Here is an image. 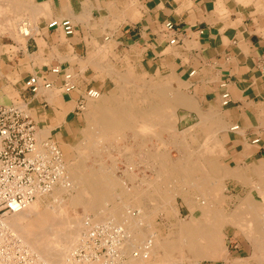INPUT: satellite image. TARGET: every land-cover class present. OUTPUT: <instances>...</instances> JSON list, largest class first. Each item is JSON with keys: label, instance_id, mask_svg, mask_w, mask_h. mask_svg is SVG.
Masks as SVG:
<instances>
[{"label": "crops", "instance_id": "obj_1", "mask_svg": "<svg viewBox=\"0 0 264 264\" xmlns=\"http://www.w3.org/2000/svg\"><path fill=\"white\" fill-rule=\"evenodd\" d=\"M64 18L74 23L73 35L48 27ZM166 21L176 25L175 32L165 33ZM174 34L179 42L172 45ZM106 41L136 70L155 66L187 80L184 95L192 106L178 121L194 126L202 144L194 150L203 154L196 160L212 168L214 153L221 171L192 182L202 186H190L188 194L212 199L213 184L215 192L224 184L215 206L197 208L190 196L182 205L203 216L206 231L217 221L225 235L224 256L200 264H264V0H0V103L13 101L8 90L28 95L37 134L45 132L59 145L71 142L87 126L79 100L91 87L105 89L86 77L92 68H84V59L98 57ZM55 66L75 72L73 91L58 93L60 76L50 74L56 90L24 92L32 74ZM223 81L230 92L227 105L221 100Z\"/></svg>", "mask_w": 264, "mask_h": 264}, {"label": "rangeland", "instance_id": "obj_2", "mask_svg": "<svg viewBox=\"0 0 264 264\" xmlns=\"http://www.w3.org/2000/svg\"><path fill=\"white\" fill-rule=\"evenodd\" d=\"M24 28L27 29V27L23 26V29ZM108 42L109 41H106L102 46H99V48H97L100 53L98 57L96 55H92L93 57H88L87 59H84V68H86L87 66L92 68V70H89L86 73V77L93 78L94 82L95 81H97L98 83L103 82L105 84L104 85L105 89L103 88L100 92H101V96L105 98L108 103L110 102L112 103L117 97L121 101L131 100L136 110L138 109L143 110L147 108L151 102L156 101L159 103V108L161 110L163 109L165 118H163L162 122L159 121V125L153 126L154 129L152 130L154 131V133L157 131L156 134L151 135L150 133H153V131L150 129H149L150 131L148 130L149 131V134L147 135L148 139L147 138L146 139L149 142L146 140V143L144 145L138 143V142H141L139 139L136 141L134 140L135 143L138 141L137 143L139 145L137 143L136 144L133 143L134 142L132 140L133 138H131L132 136L129 135L130 132L127 133L126 130H124V132L120 131L126 134V136L122 135L123 133L121 134L120 132H119L120 135L117 133L115 135L113 134L114 136L107 135V134L104 136L99 131V129H95L94 127L93 129L90 126V123L88 122V119H87V115H86L87 126H85V128L81 131V134L79 135V137H77L76 139H73L71 142H68L62 145H59L56 142L61 147L64 153V156H65L64 158H65V163H66V176L70 175V168L73 165H78L81 162L82 163L85 162L83 165L85 167L84 168L85 171L90 172L92 168V170H97L98 173L103 172L100 174H104L105 176H108V178L114 177L112 179V181L115 182L114 184H116V182L117 184L120 183L119 186H117L116 184L115 188L111 186L110 190L111 192L113 191L114 193L112 196V202L106 203L104 201L105 202L103 203L104 206L102 205L100 207V210L97 209L95 211L89 210V208H87L84 204H81V202L74 204V195L76 194V191L73 189H69V191L62 193L63 196L60 195L61 197L60 196L54 197L51 193L52 191L49 193L40 194L39 198H41V202H42L39 206V211H38L39 212L38 218L40 219V222H41V225H40L41 228L39 227L40 229L47 226L48 223H50L48 221H52V219H59V218L61 219V221L60 220L59 221L56 220V221L60 223L59 225L61 224L64 225V227L62 225L60 227L59 225L57 226L58 223L56 224V222H55V226L60 228L62 231L66 229L65 232L70 231V229L73 230L72 228L77 229L74 227L77 224H78L77 226L80 228L81 222H83V225L85 226V227H81L83 229L80 230V233H79V230L77 231L78 232L77 234L80 240L78 239V237L75 239L76 246L74 245L75 247L73 246L74 248H71L70 249L71 251H67L66 252L67 254L68 253L70 254V252H72L77 247H79L81 243L80 241L83 239V237L86 234H88L90 231L96 229L97 227H99V229L101 230L103 229L107 230V227H108V228H111L112 230L114 229V231H119V233H121V236H120L121 243L123 242L125 243L128 240V238L131 237L132 232H129L131 230V226H127L126 222H125L126 224L124 223L125 219L122 218L123 216H119L118 214H115L116 212L114 208H117L115 205L119 204L120 211L124 213L125 215L128 212H132L135 215L137 214L136 216L140 215L141 213H140V210L138 209V206L132 207L131 204L126 205L127 203L126 199H124V197H122V195L120 194L122 189L123 190L128 189V191H130L132 187H135L136 190H138L139 192L147 191L148 195L151 194V196L146 197L143 200L142 204L140 205V207H142L144 212L149 214L148 222H145L144 224H142L141 227L146 237L151 235L155 237L156 239H158L159 243H162V244L181 243L180 239H178L180 237L179 233L181 232L180 227L181 226L183 227V228L181 227V230L183 231L187 223L191 221L192 219H195V218L203 219V216H201L200 214H193L187 208H183L182 205L185 203V199L183 198V196L188 197V198L189 196L191 198H195L197 201L196 207L202 209L204 200L206 201L205 203L208 206L210 204H212V206H215V201L213 200V198H215V196L219 198V193L221 192V188L218 189L219 191L217 190L216 193L214 192V189H213V192H212V196L214 194L213 198L211 196L212 199L203 200L204 196L202 194H193V192L188 194L186 191L188 190L193 191L190 188V184H188L189 182L187 183V181L182 176H179L178 173L170 169L168 166H165V168L163 167L162 169V171H164L165 173L161 172V170L159 171L160 173H158L157 171L158 169L157 165L159 163L158 161L155 160V155H156L155 149L156 151H160L161 153L165 155L168 154L172 156V158L174 159L181 158L182 156H185L186 158V155H189L190 157L188 156L187 157L191 159L192 163L194 162V160H196L197 155L199 154L200 156L202 155L200 151L198 153V151L194 150V148L200 147L202 145V144H199L196 140V137H194V133H195L194 126L188 127L183 122L179 123L178 121L181 114L185 111V108L192 106V103L189 100V98L186 95H184L185 93H187L186 92L187 89H185L187 85V80L183 79L186 81L185 82V81H182V79L176 75L172 76L167 72H161L159 71V68L155 69V66L152 68L148 67V69L144 72L136 70L135 63L134 62L131 63L130 60L124 57L123 55L115 54L113 52V48H114L113 45L109 44ZM74 76H76V74ZM53 90H56V88H53ZM58 90L60 91V93L62 92L61 89H57V91ZM8 94L13 100L18 99L17 101H19V103H22L20 102L21 98L18 96L17 92L8 90ZM164 99L167 100L166 101L167 103L164 101ZM148 101L150 103H148ZM185 105H188V106H185ZM24 108L27 113H30L29 107L26 103L24 104ZM86 108H87V104L85 105V108H84L85 114H87V111H88V109ZM165 124H166V127H165ZM163 128L165 129L167 128V129L164 130ZM99 132L101 134H99ZM44 133L45 132L41 134L40 132H38L37 135L40 140L46 138V136H43ZM158 133H159V137L157 138ZM171 134H173L174 137L177 134L176 139ZM172 140L174 141L172 142ZM178 140L180 141L179 144H178L179 142ZM175 141L177 142L175 143ZM182 142L184 144H182ZM174 144L177 145V147ZM154 146H156L157 148L159 146V150H157V148ZM181 146H182V150H179ZM82 148L83 149L85 148V150H83ZM146 148H148L149 150ZM82 151L84 152L80 153ZM92 152H94V154ZM150 152H152L153 154ZM84 153H86L88 156ZM84 155L87 156L86 159L83 158ZM149 155L150 156L152 155V159ZM212 155L214 159H216L214 156V153H212ZM99 156H101V158ZM108 156L110 157L112 156V157L110 158ZM81 157L83 158V161H81L82 160ZM214 159H212L213 171H219L218 169H216L218 167L215 166ZM128 166L130 168L132 166L134 167L133 171L136 174V179H134V181L130 179L127 180L126 176L128 175L129 171H131ZM199 168L201 172L203 171L205 172L207 169V168L205 169L204 166L201 164L199 165ZM104 171H106L108 174L105 173ZM109 175L110 176L113 175V176L109 177ZM159 176L161 177V179ZM144 178H146L147 181L149 179L150 181L148 182L149 183L151 182V184L149 185V183L143 182ZM156 179L158 181H155ZM119 180L121 181L119 182ZM146 184H148V186ZM214 185L215 184H213V188L215 187ZM223 186L224 184L222 183L221 187ZM182 192L186 193V195L182 196ZM162 196L164 198L163 200H160V198L162 199ZM36 200L37 199H35L34 201ZM186 201L188 202L187 198H186ZM114 202L116 204H114ZM58 205H60V207L62 208H59ZM130 205L131 207H129ZM110 206L114 211H112L111 208L109 209L107 208ZM106 208L107 210H110L112 213L114 212L113 216H111L112 213L110 211H104L106 210ZM194 208H195L194 206L193 208H191L192 211H194ZM180 210H182V213H183L182 215L179 213ZM103 211L107 212L105 214H107L108 216L104 215ZM171 214H173L172 217L170 216ZM35 219H34L35 222L39 221L38 219L37 220ZM105 221L107 223H105ZM85 222L87 225H85ZM119 223L121 224L122 227L119 226ZM213 227H216V229L219 231L218 232L219 242L217 243L218 249L225 250L224 233L220 232L221 230H220L219 225H213ZM12 229L14 230L13 227ZM14 231L16 232L17 230L15 229ZM74 232L76 233V231ZM16 233H18L19 235V232H16ZM221 235H222V238H221ZM220 239L222 241H220ZM125 248H127V252H130L131 254L134 251H136V250H133L127 247V243H126L125 247L123 248V251L121 250L119 251V255L121 257L120 264H123L124 262H127L129 260L128 253L124 252L126 250ZM158 252L157 254L151 255L148 259H145L146 261L144 264H146L147 261L149 264H200L202 263L203 260L220 259L221 257L224 256L223 255L224 251H219V253L221 254H218V256L217 255L215 256V253L212 252L213 253L212 256L209 254L206 256L197 257L192 252L182 247H178L176 249H173V248L166 249L165 248V251H164V248L159 247ZM164 259H166V261Z\"/></svg>", "mask_w": 264, "mask_h": 264}, {"label": "bare ground", "instance_id": "obj_3", "mask_svg": "<svg viewBox=\"0 0 264 264\" xmlns=\"http://www.w3.org/2000/svg\"><path fill=\"white\" fill-rule=\"evenodd\" d=\"M24 26H25V24H24ZM21 29H22L23 32H28V30L26 28L23 29V26H22ZM69 72H71L73 75H75L74 74L75 72H72V71H69ZM74 80H75V76H74ZM45 91H47V90H45ZM58 93H60V91ZM119 100L120 99H118L116 97L115 100L112 103L110 102L111 103L110 104V103H108L106 101L105 98H103L101 96V93H100V96L98 98H92V99L90 98V99H88L87 108H86V109H88V111H87L86 115H87L88 122L90 123V126L92 128L94 127L95 129H99V131L104 136L106 134L107 135H113V134L115 135L117 133L120 135V133L122 134L124 132V130H126L127 133L130 132L129 135L132 136L131 138H133L132 139L133 141L134 140L136 141V140L139 139L141 142H138V141L137 142L144 145L146 143V140L148 139L147 135L149 134V131L154 129L153 126L159 125V121L162 122L163 118H165L164 113H163V109L161 110L159 108V103L156 102V101H153L151 103L148 101V103H150V105L146 102L149 105L147 108H145L143 110H140V109L137 108L138 110H136V108L134 107V104H133V102L131 100H126V101H121V100L119 101ZM164 101L166 102L167 100L164 99ZM178 104H179V102H178ZM185 106H188V105H185ZM162 126H163V124H162ZM165 127H166V124H165ZM163 129L166 130L167 128L166 129L163 128ZM120 131H123V132H120ZM155 131H156V129H155ZM100 132H99V134H101ZM156 133H157V131L155 133L153 131V133H150V134L154 135ZM122 135L126 136V134H124V133ZM129 135H127V136H129ZM171 135L174 137L173 134H171ZM176 136H177V134H176ZM176 136L174 137L175 139H176ZM106 137H108V136H106ZM158 137H159V133L157 135V138ZM214 139H215V137H214ZM174 140H172V142ZM39 141H41V140L39 139ZM135 141L133 143H135ZM176 142L177 141H175V143ZM179 143H180V141L178 142V144ZM182 144H184V143L182 142ZM175 146L177 147V145H175ZM154 147H156V146H154ZM146 149H148V148H146ZM83 150H85V148ZM157 150H159V146H158ZM179 150H182V146H181V148ZM77 151H79V150H77ZM96 151H97V149H96ZM210 151H211V149H210ZM83 152L84 151H82L80 153H83ZM94 152H92V153L94 154ZM159 152L160 151H156V149H155V153H156V155L154 154L155 155V160L158 161V163H159L157 165L158 166V169H157L158 173H160L159 172L160 170H161V172H164V171H162L163 167L165 168V166H168L170 169H172L173 171L178 173L179 176H182L187 181V183L189 182L188 184H190V186L193 187V188H194V186H196L198 188L200 186H202V184H200V186H199V185H197L198 183L197 184H193L192 183V182H195V180L200 179L201 176L202 177L203 176H207V177L210 176V177L215 178L216 176H219L221 174V171H220L219 167L216 168L219 171H213V168H209V167L206 166V168H207L206 169L205 168V164L204 163H200L197 160H194V162H193L194 164H193L191 162V159L188 158V157H190L189 155H186V158H185V156H182L181 158L174 159V158H172V156H170L168 154L165 155V154H163L161 152L159 153ZM150 153H152V152H150ZM84 154H86V153H84ZM84 156H83V158L86 159V157L88 155L85 156V157ZM99 157L101 158V156H99ZM108 157H110V156H108ZM150 157L152 159V155ZM83 158H82L81 161H83ZM212 159H214L213 155H212ZM96 162H97V160H96ZM81 163L78 164V165H73L70 168V175L66 176L63 180H61L59 182V184H57L54 187V189L52 190L51 193H52V195L54 197H59L60 195H62V193H65V192L69 191V189H73V190L76 191V194L74 195V204L81 202V204H84L87 208H89V210H93V211H95L97 209L100 210V207L103 205V203L112 202V196H113L114 193H113V191L111 192L110 189H111V186L113 188H115L117 182H116V184H114L115 182L112 181V179L114 178V177H112L113 175L112 176L109 175V177H112V178H108V176H105L104 174H100V173H103V172H99L98 173L97 170H92V168H91L92 171L90 170V172L85 171L84 170L85 167L83 166L85 162H83L82 164ZM190 164H192V165H190ZM200 164L203 165L204 168L206 169L205 172L204 171L201 172L199 170L200 169L199 168ZM108 167H110V166H108ZM129 169L131 171H129V173L127 171V173H128V175L126 176L127 180L130 179V180L134 181V179H136V174L133 171L134 167L133 166L131 168L129 167ZM88 170H89V168H88ZM114 170H116V169H114ZM104 172L107 173L106 171H104ZM156 176H157V174H156ZM157 179L155 181H158ZM160 179H161V177H160ZM122 180H124V179H122ZM120 181L121 180H119V182ZM148 181H150V180L148 179ZM148 181H147L146 178H144L143 182L149 183ZM107 184H109V185H107ZM150 184H151V182L149 183V185ZM119 185H120V183L117 184V186H119ZM146 185L148 186V184H146ZM214 186H216V185H214ZM186 192L188 193V191H186ZM120 194L122 195V197H124V199H126V201H127L126 205L131 204L132 207L138 206V209L140 210V213H141L138 216H136L137 214L135 215L132 212H128L125 215L124 213H122L120 211L119 204H116L114 202V204H116L115 206L117 207V208H114V206H113V208L115 209V212H116L115 214H118L119 216H123L122 218L125 219L124 223L126 222L127 226H131V230L129 232H132L131 237L128 238L129 241L127 240L128 242L126 241L125 243H123L121 247L124 248L126 243H127V247H129V248H131L133 250H136V251H134L131 254L130 252H127V248H125L126 250L124 252L128 253L129 260L127 262H124V263H126V264H144L145 261H146L145 259H148L153 254H157V252L159 251V247L164 248V251H165V248L166 249H168V248L169 249H172V248L176 249L178 247L186 248L187 250L192 252L197 257L198 256H200V257L201 256H206V255H209V254L212 256V254H213L212 252L215 253V256L216 255L218 256V254H221V253H219V251H224V250H221V249L219 250L218 247H217L218 246L217 243L219 242L218 241V232L219 231L216 229V227L212 226V229L210 228L211 231L210 230L206 231L204 223L202 224V222H200V220L197 219V218L192 219L191 221H189L183 231L181 230L182 226L180 227V231L181 232L179 233L180 237L178 239H180L181 243L162 244V243H159L158 239H156L155 237H153L151 235H149L151 237H149V236L146 237L145 233H143V231H142V227L141 226L145 222H148L149 214L145 213L144 210L142 209V207H140V205L142 204L143 200L146 197L151 196V194L148 195L147 191H143V192L140 191L139 192L138 190H136L135 187H132L130 191H128V189H126V190L122 189ZM183 195H186V193L182 192V196ZM39 197H40V194L36 197V199H37L36 201H33V203L31 202L22 211H20L18 213H15V214H12V215H9L8 218H6V223L9 224L11 226V228L13 227L14 230L16 229L17 230L16 232H19V236L21 238H23V241L26 244H28L30 246V248L32 250H34L38 254V256L40 257V259L42 261H44L47 264H61V263H64L67 260V257H68V254H69V253L67 254L66 252L67 251H71L70 249L74 248L76 246L75 245V242H76L75 239L78 237V234H77L78 232L77 231L79 230V233H80V230L83 229L81 227H85V226L83 225V222H81V224H80V226H81L80 228L81 229L77 226L78 225L77 224L76 226H74L77 229L72 228L73 230L70 229V231L65 232L66 229L62 231L60 228L57 227L60 223H58L56 220H58V221L60 220L61 221V219L59 218V219H52V221H48L50 223H48V225L45 226L46 228L43 227L44 229L43 228L40 229L41 228V226H40L41 222H40V219L38 218V214H39L38 211H39V206H40V204L42 202H41V198H39ZM163 198L164 197L162 196V199L160 198V200H163ZM183 198L185 200H186V198L189 199L188 197H185V196H183ZM204 199H206V198H203V200ZM205 202L206 201L204 200L202 207L207 205ZM131 205L129 207H131ZM58 206H59V208H62V207H60V205H58ZM107 208L109 209V208H111V206L107 207ZM107 208L104 211H110V210H107ZM102 209H103V207H102ZM111 210L114 211L112 208H111ZM104 211H103L104 215L108 216L107 214H105L107 212H104ZM113 213H112L111 216H113ZM31 218H32V220H31ZM34 219L35 220L38 219L39 221L35 222ZM119 219H120V217H119ZM208 220H209V218H208ZM64 221H65V219H64ZM117 221H118V219H117ZM55 222H56V224L58 223L57 226H55ZM249 222L250 221H248V223ZM105 223H107V222L105 221ZM212 224L215 225L216 223L214 222ZM61 225H59V227ZM85 225H87L86 222H85ZM62 226L64 227V225H62ZM119 226H121L120 223H119ZM63 227H62V229H63ZM68 227H69V225H68ZM84 229H86V228H84ZM74 231H76V233ZM85 233H87V232H85ZM79 236H80V234H79ZM221 238H222V235H221ZM78 239H79V237H78ZM220 241H222V240L220 239ZM164 260L166 261V259H164ZM146 264H149L148 261L146 262Z\"/></svg>", "mask_w": 264, "mask_h": 264}, {"label": "built area", "instance_id": "obj_4", "mask_svg": "<svg viewBox=\"0 0 264 264\" xmlns=\"http://www.w3.org/2000/svg\"><path fill=\"white\" fill-rule=\"evenodd\" d=\"M48 27L61 29L67 36L75 32V25L69 18L52 19ZM164 28L167 35L176 31L172 21H166ZM178 42L176 34L169 37V44ZM50 74L60 76L62 92L76 88L74 75L55 66L32 74L24 82V92L35 95L52 89L54 83ZM227 84V81L220 83L223 105L230 102ZM100 93L94 87L89 88L79 100L80 109L88 99L98 98ZM27 98L28 95H24L22 103L17 100L0 103V264H47L6 223V218L22 211L39 194L51 192L66 176L64 153L52 138L39 141L36 123L24 108L25 103L28 105ZM237 128L235 125L231 129ZM259 141L257 137L252 143ZM120 236L121 233L114 229L97 227L83 237L79 247L61 264H120L119 251H123L124 243L120 242Z\"/></svg>", "mask_w": 264, "mask_h": 264}]
</instances>
